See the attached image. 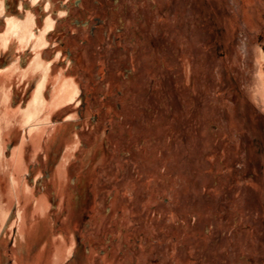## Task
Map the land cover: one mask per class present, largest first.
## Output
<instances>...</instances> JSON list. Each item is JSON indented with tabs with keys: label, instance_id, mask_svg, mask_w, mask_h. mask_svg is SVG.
<instances>
[{
	"label": "rangeland",
	"instance_id": "obj_1",
	"mask_svg": "<svg viewBox=\"0 0 264 264\" xmlns=\"http://www.w3.org/2000/svg\"><path fill=\"white\" fill-rule=\"evenodd\" d=\"M0 123V264H264V0H0Z\"/></svg>",
	"mask_w": 264,
	"mask_h": 264
},
{
	"label": "bare ground",
	"instance_id": "obj_2",
	"mask_svg": "<svg viewBox=\"0 0 264 264\" xmlns=\"http://www.w3.org/2000/svg\"><path fill=\"white\" fill-rule=\"evenodd\" d=\"M19 28H17L16 29V32L18 33L19 31ZM45 67V66H44ZM67 81V80H66ZM68 82V86L66 87V85L65 84H63V86H65L66 88L65 89H60L61 91L59 92V94L57 95V97H55L56 99H57V102L58 101H60V100H63V101H65V100H67V99H72L73 97H75V95H76V93H77V89H76V87L75 86H73L72 85V83L68 80L67 81ZM66 82V83H67ZM43 82L41 83V86H43ZM40 89H41V87H40ZM41 94H42V91L40 90V92H39V96H41ZM41 98V99H40ZM40 98H38V105L39 106H42V103H43V99H42V97H40ZM54 98V99H55ZM4 100L6 101L7 100V94H5V98H4ZM36 101V100H35ZM53 102H54V100H53ZM52 103V102H51ZM38 111H34L33 109H30V110H28L27 111V119H28V121H33V120H35V119H37V113ZM39 115V114H38ZM1 124V123H0ZM4 124V123H3ZM1 130V129H0ZM2 131H4V129L2 130ZM1 131V132H2ZM1 134V133H0ZM1 145V144H0ZM19 147H21V146H19ZM20 148H18V153L17 152H15L14 153V156L12 157V161H10L11 163H8V165H11L12 166V168H13V170H12V182H13V186H14V188L16 189V184H17V182H18V171H19V164L21 163V161H20V159H19V157H20V150H19ZM0 154H1V149H0ZM2 156V155H1ZM1 156H0V161H2V158H1ZM1 163V162H0ZM1 203V202H0ZM3 205V204H2ZM1 205V206H2ZM5 214H6V212H5V206H2V210L0 211V221H1V223L2 222H4L5 221V219H6V216H5ZM23 236V235H22Z\"/></svg>",
	"mask_w": 264,
	"mask_h": 264
},
{
	"label": "crops",
	"instance_id": "obj_3",
	"mask_svg": "<svg viewBox=\"0 0 264 264\" xmlns=\"http://www.w3.org/2000/svg\"><path fill=\"white\" fill-rule=\"evenodd\" d=\"M14 29H15V31H16V28H14ZM6 93H7V92H6ZM6 93H5V94H6ZM7 101H8V100H7ZM23 221H26V222L28 221L27 218H26L25 216H24V220H23ZM22 226H23V223H22ZM22 226H20V229L18 230L19 237L23 234V233H22V230H21V229H22Z\"/></svg>",
	"mask_w": 264,
	"mask_h": 264
}]
</instances>
